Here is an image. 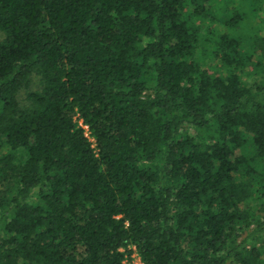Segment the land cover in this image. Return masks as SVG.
I'll use <instances>...</instances> for the list:
<instances>
[{
    "label": "trees",
    "instance_id": "trees-1",
    "mask_svg": "<svg viewBox=\"0 0 264 264\" xmlns=\"http://www.w3.org/2000/svg\"><path fill=\"white\" fill-rule=\"evenodd\" d=\"M239 2L0 0V264H264V0Z\"/></svg>",
    "mask_w": 264,
    "mask_h": 264
},
{
    "label": "rangeland",
    "instance_id": "rangeland-1",
    "mask_svg": "<svg viewBox=\"0 0 264 264\" xmlns=\"http://www.w3.org/2000/svg\"><path fill=\"white\" fill-rule=\"evenodd\" d=\"M220 1V0H219ZM215 2V1H214ZM243 3L244 2H239V0H229V3L228 4H226L228 7H237V8H240V9H242V8H249V9H251L250 8V6H249V4L248 3H246L245 2V4L243 5ZM239 6V7H238ZM220 9H222L220 6H219V8H218V10H220ZM215 13H218L219 15H221L220 14V11H217V12H215ZM248 17V19L249 20H255V19H258L259 17L257 16V13L254 15L252 12L247 16ZM247 19V22H249V20ZM214 25H216V27L217 28H219V29H222V30H224V31H227L228 29H226L225 28V26L223 25V24H221V23H216V24H214ZM246 26H248V25H246ZM243 29V31L244 32H247L246 30H244V28H242ZM132 258L128 261V262H131V261H135V259H136V254L135 253H132Z\"/></svg>",
    "mask_w": 264,
    "mask_h": 264
},
{
    "label": "built area",
    "instance_id": "built-area-1",
    "mask_svg": "<svg viewBox=\"0 0 264 264\" xmlns=\"http://www.w3.org/2000/svg\"><path fill=\"white\" fill-rule=\"evenodd\" d=\"M135 257H136L135 261H131V262H127V263L128 264H143V262L141 261V259L137 255Z\"/></svg>",
    "mask_w": 264,
    "mask_h": 264
}]
</instances>
